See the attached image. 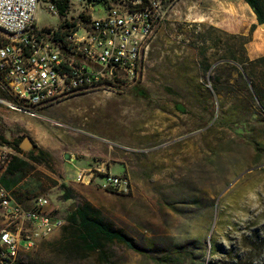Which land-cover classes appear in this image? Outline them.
I'll return each instance as SVG.
<instances>
[{
	"label": "rangeland",
	"instance_id": "1",
	"mask_svg": "<svg viewBox=\"0 0 264 264\" xmlns=\"http://www.w3.org/2000/svg\"><path fill=\"white\" fill-rule=\"evenodd\" d=\"M161 2L165 23L151 40L139 84L120 94L67 99L41 110L42 118L0 108V135L28 137L55 159L51 168H33L25 177L21 187L28 191L18 201L28 206L44 196L65 223L16 264H154L118 242L105 245L101 255L64 251L72 237L66 221L70 206L74 210L84 203L150 255L164 256L180 244L191 252L186 264H264V115L234 81L235 71L218 67L222 43L212 45L213 40L243 36L249 39L246 55L257 58L264 55L254 51L264 28L243 0ZM47 6H37L38 29L56 27L62 19ZM81 10L71 5L64 19L77 17ZM101 14L94 10V17ZM202 32L212 65L207 74L195 53ZM231 65L241 73L240 66ZM215 79L218 95L209 85ZM256 84L264 91L262 79ZM133 88L144 90L146 98ZM248 115H253L248 117L251 123L244 127L240 121ZM64 153L73 156L72 167L90 166L55 168L57 163L69 164ZM102 161L106 170L129 179L128 195L107 191L100 175L88 184L75 181L78 170ZM59 184L72 189L76 199L62 201Z\"/></svg>",
	"mask_w": 264,
	"mask_h": 264
},
{
	"label": "built area",
	"instance_id": "2",
	"mask_svg": "<svg viewBox=\"0 0 264 264\" xmlns=\"http://www.w3.org/2000/svg\"><path fill=\"white\" fill-rule=\"evenodd\" d=\"M40 3L62 18L58 26H35ZM71 5L82 10L64 19ZM165 19L161 0H0V108L42 118L41 110L67 99L128 90L144 79L151 40ZM20 155L0 146V264L18 263L65 225L48 198L26 206L1 183L9 159ZM98 175L107 191L131 192L129 179L106 170L104 161L78 170L75 181L88 184Z\"/></svg>",
	"mask_w": 264,
	"mask_h": 264
},
{
	"label": "trees",
	"instance_id": "3",
	"mask_svg": "<svg viewBox=\"0 0 264 264\" xmlns=\"http://www.w3.org/2000/svg\"><path fill=\"white\" fill-rule=\"evenodd\" d=\"M255 15L257 24L260 25L264 23V0H243ZM59 14L62 16L64 13V6L59 5ZM63 25H61L62 27ZM255 27L252 26L250 32L254 31ZM201 46H195V53L197 58H199V67L207 74L212 67L208 59V48L205 46L207 43L206 33L202 32L198 36ZM223 45L224 54L218 57L217 61L220 63L218 67H230L236 73V78L234 81L238 82L244 95L253 103L255 100L252 91L257 98L260 106L258 105L259 115H264V91L262 87L258 86L256 82L259 79L263 80L264 83V55L257 58H249L246 55L245 45L249 43V39L239 35H232L230 40L220 42L213 40L212 45L217 47L219 44ZM194 47V46H193ZM233 64H237L243 70L247 77V81L243 78L242 74L237 72ZM214 83L209 84L213 94H220V89L217 87L218 79L213 80ZM248 84L250 87H248ZM252 89V91L250 90ZM134 93L142 98H146V93L142 89L133 88ZM209 93V90H208ZM253 115H248L241 118V125L244 127L250 125V120L248 117ZM264 120V116H263ZM23 137H18L15 139H8L0 135V144H7L13 146L22 157L12 156L9 159L5 173L1 176V183L7 189H11L14 185L21 182L25 177L33 170L30 168V163H35L37 165H45L51 168L50 160L52 159L49 152L38 148L33 142V149L29 152H24L20 149L19 144ZM252 149L258 156H261L258 144L255 141L249 142ZM58 188L62 191L61 199L62 201H74L77 194L73 192L72 189L67 187L65 184H59ZM19 200V199H18ZM66 221L68 222L69 229L71 230V239L66 242L63 246L64 251H68L69 254L73 252H85L94 253L98 252L105 245L113 242H118L124 245L127 249L133 250L136 253L149 258L154 264H186L191 258V252H189L185 247L180 244H173L170 251L161 257H156L149 254V250H141L134 247L132 240L129 239L123 233L115 230L110 224L106 223L99 216V213L94 210L89 204H76L74 210L69 211L66 216ZM64 227V226H63ZM62 229V228H61ZM65 247V248H64ZM104 259L103 256H100ZM105 264H111L105 262Z\"/></svg>",
	"mask_w": 264,
	"mask_h": 264
},
{
	"label": "crops",
	"instance_id": "4",
	"mask_svg": "<svg viewBox=\"0 0 264 264\" xmlns=\"http://www.w3.org/2000/svg\"><path fill=\"white\" fill-rule=\"evenodd\" d=\"M37 145V144H36ZM37 147L38 148H41L39 145H37ZM41 149H43V148H41ZM43 150H45V149H43ZM45 151H47V150H45ZM47 152H49V151H47ZM50 153V155H51V157L54 159V156L51 154V152H49ZM19 157H22V158H24L23 157V155H20ZM54 161H55V159H54ZM71 163V162H70ZM68 164V165H64V164H60V163H57V165H55L54 167L55 168H87L86 166H90L88 163L89 162H85L87 165L86 166H84V165H82V164H78V165H75V167H72V165L71 164ZM30 168H45L43 165H37V164H35V163H30ZM24 180V179H23ZM23 180L21 181V182H19L18 184H16V185H14L10 190H15V191H17V199H19L20 198V195H23L25 192H27L28 190L26 189V188H22L21 186H22V182H23ZM0 227H1V219H0Z\"/></svg>",
	"mask_w": 264,
	"mask_h": 264
},
{
	"label": "water",
	"instance_id": "5",
	"mask_svg": "<svg viewBox=\"0 0 264 264\" xmlns=\"http://www.w3.org/2000/svg\"><path fill=\"white\" fill-rule=\"evenodd\" d=\"M259 26H260V28H264V23L260 24ZM240 72H241L243 78L247 81V77H246V75L244 74V72H243V70H242L241 68H240ZM250 90L252 91L251 88H250ZM252 94H253V96H254V98H255L257 104L260 106V104H259L257 98L255 97L253 91H252ZM103 141H105V140H103ZM108 143H109V144H112V143H110V142H108ZM19 147H20V149H21L22 151H24V152H29V151L33 148V141H32L30 138L25 137V138H23V139L21 140V142H20V144H19ZM63 160H65L66 162L70 163V162L73 160V156H72L70 153H64V154H63ZM73 207H74V205L72 204V205L70 206V211H72V208H73Z\"/></svg>",
	"mask_w": 264,
	"mask_h": 264
},
{
	"label": "bare ground",
	"instance_id": "6",
	"mask_svg": "<svg viewBox=\"0 0 264 264\" xmlns=\"http://www.w3.org/2000/svg\"><path fill=\"white\" fill-rule=\"evenodd\" d=\"M255 45H256V48L254 51L256 53L264 51V38L262 36L258 35L256 37V44Z\"/></svg>",
	"mask_w": 264,
	"mask_h": 264
},
{
	"label": "flooded vegetation",
	"instance_id": "7",
	"mask_svg": "<svg viewBox=\"0 0 264 264\" xmlns=\"http://www.w3.org/2000/svg\"><path fill=\"white\" fill-rule=\"evenodd\" d=\"M32 149H33V148H32ZM32 149H31V150H32Z\"/></svg>",
	"mask_w": 264,
	"mask_h": 264
}]
</instances>
